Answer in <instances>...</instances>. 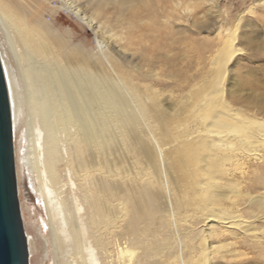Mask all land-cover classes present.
<instances>
[{
    "label": "bare ground",
    "instance_id": "6f19581e",
    "mask_svg": "<svg viewBox=\"0 0 264 264\" xmlns=\"http://www.w3.org/2000/svg\"><path fill=\"white\" fill-rule=\"evenodd\" d=\"M224 1L0 0L29 264H264V0Z\"/></svg>",
    "mask_w": 264,
    "mask_h": 264
},
{
    "label": "water",
    "instance_id": "95a60500",
    "mask_svg": "<svg viewBox=\"0 0 264 264\" xmlns=\"http://www.w3.org/2000/svg\"><path fill=\"white\" fill-rule=\"evenodd\" d=\"M0 264H29L18 199L10 100L0 59Z\"/></svg>",
    "mask_w": 264,
    "mask_h": 264
},
{
    "label": "rangeland",
    "instance_id": "374dc122",
    "mask_svg": "<svg viewBox=\"0 0 264 264\" xmlns=\"http://www.w3.org/2000/svg\"><path fill=\"white\" fill-rule=\"evenodd\" d=\"M51 1H52L51 2L52 5L53 4L54 5L59 4L58 0H51ZM256 1L257 0H226L223 2V6L228 7V10L230 9L228 11L229 14H236V12L242 10L248 4L256 3ZM259 5L257 6V9L260 13H262L264 11V6H262L261 4H259ZM59 13L61 15L55 14V16L57 15V20H54L53 19L55 17L54 14H52V12L46 11L45 12V19L48 22H51V24L54 23V27L58 28V29L61 28V30L64 26H68L70 24L72 26H74L75 29L77 27H78V29L80 28V31L78 29H76L77 35H76L75 41L81 42V39L84 38V39H82V42L85 41L84 42L85 46L86 45L89 46V45L94 44L93 35L90 31L86 32V31H84V29L82 27L74 24V22L67 15L66 11L61 10ZM259 17H261V16H259ZM59 21H60V23H59ZM257 29H258V27H257ZM260 30L261 29H258L256 31L252 32V34L250 33L252 36H254L252 38H254L255 41L263 38V36H264L263 33L259 34ZM82 32L84 35L82 34ZM85 36H87V40L85 39L86 38ZM88 36H89V38H88ZM4 39H5V37H4ZM251 65L255 66V67H261V66L264 67V54L254 58L251 62ZM261 89L264 90V84L261 86L260 90ZM260 115L262 117H264V111H262ZM21 143H22V145H28V142H25V140H22ZM22 145H20V147ZM20 171H21L20 172L21 202H22V207L24 210L26 227H27L28 231L35 236L38 234L37 232H38V229L40 228V225H42L44 221H47L48 217H47V213H46V209H45L44 204L38 199L36 192L31 187L30 179L28 177V169L22 165V162H21V170ZM36 184H37V182H36ZM44 231H46V228ZM37 261L35 260L34 262L37 263Z\"/></svg>",
    "mask_w": 264,
    "mask_h": 264
}]
</instances>
